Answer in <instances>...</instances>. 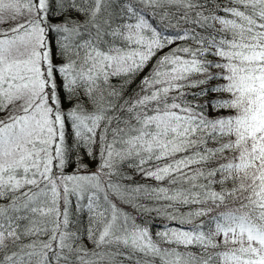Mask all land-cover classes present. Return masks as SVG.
Masks as SVG:
<instances>
[{
    "label": "snow or ice",
    "instance_id": "obj_1",
    "mask_svg": "<svg viewBox=\"0 0 264 264\" xmlns=\"http://www.w3.org/2000/svg\"><path fill=\"white\" fill-rule=\"evenodd\" d=\"M0 264H264V0H0Z\"/></svg>",
    "mask_w": 264,
    "mask_h": 264
},
{
    "label": "trees",
    "instance_id": "obj_2",
    "mask_svg": "<svg viewBox=\"0 0 264 264\" xmlns=\"http://www.w3.org/2000/svg\"><path fill=\"white\" fill-rule=\"evenodd\" d=\"M165 51H167V49ZM113 82L117 83V81H113ZM136 83H139V79H137ZM132 88H135V84L132 85ZM129 91H131V89ZM69 171H71V169H69ZM148 183H153L154 184L155 182L154 181H148ZM123 207H125V210L131 211V209L128 206H123ZM71 211L73 213L72 219H74V220L77 219L78 217L75 214L74 205H73ZM79 221H80L79 226L86 228V226H87V213L86 212L84 214H82L81 216H79ZM157 227H162V225H160L159 221H157ZM154 231H155V229H154ZM89 247H91V246H89ZM193 251H196V249H193Z\"/></svg>",
    "mask_w": 264,
    "mask_h": 264
},
{
    "label": "rangeland",
    "instance_id": "obj_3",
    "mask_svg": "<svg viewBox=\"0 0 264 264\" xmlns=\"http://www.w3.org/2000/svg\"><path fill=\"white\" fill-rule=\"evenodd\" d=\"M89 246H91V245L89 244Z\"/></svg>",
    "mask_w": 264,
    "mask_h": 264
}]
</instances>
